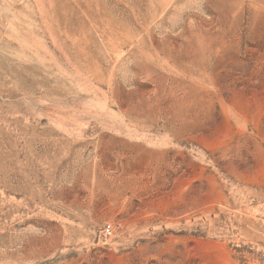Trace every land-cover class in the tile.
Returning <instances> with one entry per match:
<instances>
[{
  "label": "rangeland",
  "instance_id": "rangeland-1",
  "mask_svg": "<svg viewBox=\"0 0 264 264\" xmlns=\"http://www.w3.org/2000/svg\"><path fill=\"white\" fill-rule=\"evenodd\" d=\"M0 264H264V0H0Z\"/></svg>",
  "mask_w": 264,
  "mask_h": 264
},
{
  "label": "built area",
  "instance_id": "built-area-1",
  "mask_svg": "<svg viewBox=\"0 0 264 264\" xmlns=\"http://www.w3.org/2000/svg\"><path fill=\"white\" fill-rule=\"evenodd\" d=\"M114 227L113 225L111 224H106L104 225L103 229H102V232H103V236L106 237V236H110L113 231H114Z\"/></svg>",
  "mask_w": 264,
  "mask_h": 264
},
{
  "label": "bare ground",
  "instance_id": "bare-ground-1",
  "mask_svg": "<svg viewBox=\"0 0 264 264\" xmlns=\"http://www.w3.org/2000/svg\"><path fill=\"white\" fill-rule=\"evenodd\" d=\"M176 83H177V82H176ZM176 83H175V84H176ZM178 84H179V83H178ZM180 87H182V86H180Z\"/></svg>",
  "mask_w": 264,
  "mask_h": 264
}]
</instances>
